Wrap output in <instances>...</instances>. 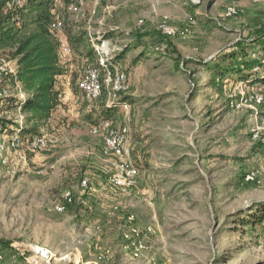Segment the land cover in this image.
<instances>
[{"label":"rangeland","instance_id":"obj_1","mask_svg":"<svg viewBox=\"0 0 264 264\" xmlns=\"http://www.w3.org/2000/svg\"><path fill=\"white\" fill-rule=\"evenodd\" d=\"M231 6L238 14L229 18ZM92 10L60 8L63 27L87 41L75 50L58 34L69 75L58 80L61 105L45 129L57 144L34 155L29 171L0 163V264H264V227L246 226L264 204V102L251 100L264 86L243 78H264V5L100 0ZM102 40L116 56L125 52L116 66L128 77L129 109L107 119L129 127L140 172L124 195L103 175L112 159L91 132L105 97L89 100L78 88L95 62L86 46ZM24 96L4 77L0 117L22 125L19 107L4 99ZM65 189L75 201L59 213L53 205ZM138 240L146 249L135 256Z\"/></svg>","mask_w":264,"mask_h":264},{"label":"built area","instance_id":"obj_2","mask_svg":"<svg viewBox=\"0 0 264 264\" xmlns=\"http://www.w3.org/2000/svg\"><path fill=\"white\" fill-rule=\"evenodd\" d=\"M65 4L64 0H52V24L51 28L59 34L63 29V22L60 19V8H71L75 5L84 6L88 3L92 6L90 15H94L95 8L100 0H69ZM252 4H263L264 0H248ZM25 4V0H9L6 2L7 9L21 8ZM238 14L235 7H228L226 17L232 18ZM141 23V22H140ZM194 24V22H191ZM162 32L168 36L176 35L177 31L163 25L160 27ZM94 42V41H92ZM93 44L94 63H90L83 71L78 81V88L89 100H97L105 97L104 108L120 109L126 111L129 109V101L126 99L129 93L128 77L124 71L116 66V55L108 49V43L105 40L95 41ZM69 53L67 46L60 49L61 52ZM264 65V59L261 60ZM259 67L255 68V71ZM17 65L15 61H7L0 58V84L6 76L10 79L15 76ZM21 92V91H20ZM251 100L256 104L264 102V93H256L252 95ZM264 123V117L262 118ZM21 125H19L20 127ZM128 126H114L112 120H103L98 125L91 127L92 134H100L103 141L102 153L105 157L112 159L110 164L102 168L103 175L108 179L114 189L121 194H128L136 188L140 178V172L134 166L132 160V149L129 139ZM57 144L55 134L41 130L35 135H20L19 129H14L12 134H6L0 138V163L7 166L14 173L17 171H29L31 159L34 155L47 151ZM20 168V169H18ZM89 181L87 178L80 182L79 189L88 190ZM75 193L70 189H65L61 194V200L53 205L56 212L62 213L67 207L74 204ZM132 232L138 234L136 228ZM146 249L143 240H138L137 245L133 249L134 255Z\"/></svg>","mask_w":264,"mask_h":264},{"label":"trees","instance_id":"obj_3","mask_svg":"<svg viewBox=\"0 0 264 264\" xmlns=\"http://www.w3.org/2000/svg\"><path fill=\"white\" fill-rule=\"evenodd\" d=\"M0 0V58L15 61L17 70L10 79L11 84L25 94L22 100L16 97H5V106L20 109L23 124L19 127L14 121L0 117V133L12 134L18 128L20 135H35L47 129L57 108L61 105V91L57 89L60 77L69 75L68 63L60 57L61 39L52 28V0H25L21 8L7 9L6 2ZM68 4L69 0H64ZM67 43L75 50L87 41L85 31H73L63 27ZM87 55L93 54L92 47H87ZM125 52L116 59L122 58ZM254 62L245 64L250 69ZM239 74L243 71L239 70ZM220 74H223L221 71ZM252 75L243 78L252 84L264 86V78L251 79ZM252 80V81H251ZM71 84H74L72 79ZM78 88L72 92L77 94ZM9 108V107H8ZM117 109L101 110L103 120L111 118ZM3 109L0 110V114ZM9 125L12 127L9 128ZM264 227V204H258L249 216L246 226Z\"/></svg>","mask_w":264,"mask_h":264},{"label":"crops","instance_id":"obj_4","mask_svg":"<svg viewBox=\"0 0 264 264\" xmlns=\"http://www.w3.org/2000/svg\"><path fill=\"white\" fill-rule=\"evenodd\" d=\"M61 45H62V44H61ZM60 57H61V61H62L63 63H68L67 60H66L67 57H65L64 55H62V56L60 55ZM68 64H69V63H68ZM60 78H61V77H60ZM62 78L65 79L66 77H62ZM58 80H59V79H58ZM57 89H59L58 82H57ZM59 90H61V89H59ZM62 104H63V103H62ZM55 112H56V111H55ZM3 136H4V135H3ZM3 136H2V137H3ZM2 137H1V138H2Z\"/></svg>","mask_w":264,"mask_h":264}]
</instances>
